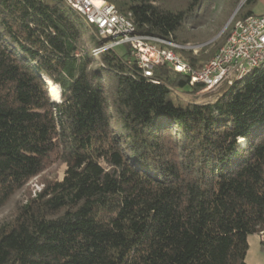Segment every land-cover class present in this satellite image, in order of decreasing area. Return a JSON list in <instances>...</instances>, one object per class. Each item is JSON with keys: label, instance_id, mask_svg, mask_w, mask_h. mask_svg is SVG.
<instances>
[{"label": "trees", "instance_id": "16d2710c", "mask_svg": "<svg viewBox=\"0 0 264 264\" xmlns=\"http://www.w3.org/2000/svg\"><path fill=\"white\" fill-rule=\"evenodd\" d=\"M105 1L137 34L182 46L222 27L185 35L209 0ZM256 4L233 22L263 14ZM231 30L181 57L205 64ZM94 42L63 0H0V210L65 165L0 222V264H245L252 234L264 250V65L203 93L211 101L174 105L173 89L204 86L167 66L154 84L126 46L96 59Z\"/></svg>", "mask_w": 264, "mask_h": 264}, {"label": "built area", "instance_id": "2783aa9c", "mask_svg": "<svg viewBox=\"0 0 264 264\" xmlns=\"http://www.w3.org/2000/svg\"><path fill=\"white\" fill-rule=\"evenodd\" d=\"M89 28L99 42L91 53L99 54L119 46L129 50L127 65L154 84V69L167 66L174 73L188 77V84H201L214 90L221 84L239 81L264 65V13L249 16L233 26L220 50L205 64L192 67L174 49H185L169 40L137 34L130 15H123L105 0H63Z\"/></svg>", "mask_w": 264, "mask_h": 264}, {"label": "rangeland", "instance_id": "374dc122", "mask_svg": "<svg viewBox=\"0 0 264 264\" xmlns=\"http://www.w3.org/2000/svg\"><path fill=\"white\" fill-rule=\"evenodd\" d=\"M256 1L257 4L254 6V12L256 14L264 13V0ZM245 2L246 0H240L235 5L231 2V0H209L207 4L204 3L198 11V18L195 21H190L186 24L187 33L185 32V35H187L188 38L192 39L195 34L199 35L203 30L206 29V25L212 24V22H214V20L216 19L221 21L222 27L220 28L218 33L209 41L204 43L199 41L198 38L197 40L193 39L186 43L187 45H185L184 47L187 48L181 50L175 48L174 51L180 56L181 51H192L193 56L198 55V52L199 50H201V48L215 42L224 32L230 31V29L233 28V26L236 24L235 22H233V19ZM237 8L238 10L231 18L232 14ZM96 46L97 43L94 42L91 43L90 48L93 49ZM180 46L182 47V45ZM205 92L206 90H202L194 95H191L180 89H173L172 95L174 96V100L172 99V103L176 105L178 102L183 106L191 102L202 104L207 101H211L210 99H204L202 97L203 93ZM64 170L65 165L61 162L52 161L50 164H48L45 171H43L39 176L30 180L24 186V188L20 190L3 209L0 210V222L11 216L17 204L21 203L28 197H33L36 193H38L45 182L60 180L62 178ZM259 241V235H248V248L244 258L245 264H264V250L261 249Z\"/></svg>", "mask_w": 264, "mask_h": 264}, {"label": "bare ground", "instance_id": "6f19581e", "mask_svg": "<svg viewBox=\"0 0 264 264\" xmlns=\"http://www.w3.org/2000/svg\"><path fill=\"white\" fill-rule=\"evenodd\" d=\"M49 92L51 94V98H52L53 101H58L59 100L58 90L54 86L50 85ZM240 142H241V144H243V141H240Z\"/></svg>", "mask_w": 264, "mask_h": 264}, {"label": "water", "instance_id": "95a60500", "mask_svg": "<svg viewBox=\"0 0 264 264\" xmlns=\"http://www.w3.org/2000/svg\"><path fill=\"white\" fill-rule=\"evenodd\" d=\"M237 10H238V8L234 11V13L232 14L231 18L233 17V15L236 13ZM231 18H230V19H231Z\"/></svg>", "mask_w": 264, "mask_h": 264}]
</instances>
